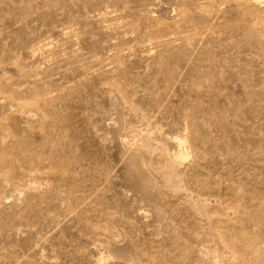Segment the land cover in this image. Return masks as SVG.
I'll use <instances>...</instances> for the list:
<instances>
[{
  "label": "rangeland",
  "instance_id": "rangeland-1",
  "mask_svg": "<svg viewBox=\"0 0 264 264\" xmlns=\"http://www.w3.org/2000/svg\"><path fill=\"white\" fill-rule=\"evenodd\" d=\"M0 264H264V0H0Z\"/></svg>",
  "mask_w": 264,
  "mask_h": 264
},
{
  "label": "bare ground",
  "instance_id": "bare-ground-1",
  "mask_svg": "<svg viewBox=\"0 0 264 264\" xmlns=\"http://www.w3.org/2000/svg\"><path fill=\"white\" fill-rule=\"evenodd\" d=\"M179 156H180V158H183L184 159V156L183 155L180 154Z\"/></svg>",
  "mask_w": 264,
  "mask_h": 264
}]
</instances>
